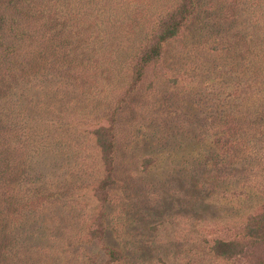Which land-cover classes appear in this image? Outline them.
Here are the masks:
<instances>
[{
    "label": "rangeland",
    "instance_id": "374dc122",
    "mask_svg": "<svg viewBox=\"0 0 264 264\" xmlns=\"http://www.w3.org/2000/svg\"><path fill=\"white\" fill-rule=\"evenodd\" d=\"M0 37V264H264V0H0Z\"/></svg>",
    "mask_w": 264,
    "mask_h": 264
},
{
    "label": "trees",
    "instance_id": "16d2710c",
    "mask_svg": "<svg viewBox=\"0 0 264 264\" xmlns=\"http://www.w3.org/2000/svg\"><path fill=\"white\" fill-rule=\"evenodd\" d=\"M179 8L183 9V6L181 4H179L178 6ZM180 18V16H179ZM174 16H169L167 19V27L165 29V31L160 35L159 37V42H164L168 39H170L171 37H173L176 32L178 31L177 27H178V23L176 24L175 22ZM180 22H181V18H180ZM163 24L165 23V20L162 22ZM0 40L2 41V38L0 37ZM155 51H153L152 55H154L155 57H157L158 52L156 51V48L154 47ZM150 56H147L146 59H148Z\"/></svg>",
    "mask_w": 264,
    "mask_h": 264
}]
</instances>
